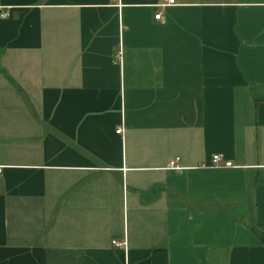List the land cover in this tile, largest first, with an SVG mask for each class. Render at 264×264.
I'll list each match as a JSON object with an SVG mask.
<instances>
[{
  "label": "crops",
  "instance_id": "crops-1",
  "mask_svg": "<svg viewBox=\"0 0 264 264\" xmlns=\"http://www.w3.org/2000/svg\"><path fill=\"white\" fill-rule=\"evenodd\" d=\"M159 1L0 0V264H264V0Z\"/></svg>",
  "mask_w": 264,
  "mask_h": 264
},
{
  "label": "built area",
  "instance_id": "built-area-1",
  "mask_svg": "<svg viewBox=\"0 0 264 264\" xmlns=\"http://www.w3.org/2000/svg\"><path fill=\"white\" fill-rule=\"evenodd\" d=\"M175 3H176V0H160L158 5H160V6H167V5H172V4H175ZM160 17H161V14L160 13H157L155 15V18L156 19H160ZM117 132L120 133L121 132V129L119 128L117 130ZM178 159L179 158H177L176 160H173V161L169 162L167 164L166 168H168V169H181L182 167L180 165H178V163H177ZM222 160H223L222 155L216 154V155L213 156L212 162H213V164L216 165V164L220 163ZM226 165L231 166L232 165V162L231 161H226ZM2 171H3V167L0 166V173ZM113 242L117 246H120L121 245L116 240H114Z\"/></svg>",
  "mask_w": 264,
  "mask_h": 264
}]
</instances>
